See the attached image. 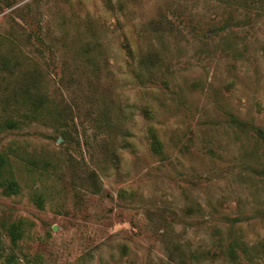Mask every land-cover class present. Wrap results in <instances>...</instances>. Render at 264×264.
Returning a JSON list of instances; mask_svg holds the SVG:
<instances>
[{
	"label": "rangeland",
	"instance_id": "1",
	"mask_svg": "<svg viewBox=\"0 0 264 264\" xmlns=\"http://www.w3.org/2000/svg\"><path fill=\"white\" fill-rule=\"evenodd\" d=\"M0 153L24 264H264V0H0Z\"/></svg>",
	"mask_w": 264,
	"mask_h": 264
},
{
	"label": "trees",
	"instance_id": "2",
	"mask_svg": "<svg viewBox=\"0 0 264 264\" xmlns=\"http://www.w3.org/2000/svg\"><path fill=\"white\" fill-rule=\"evenodd\" d=\"M129 53L133 55V49L129 46ZM161 59L157 54H154L152 57L144 56L142 57L138 62L137 66L138 69L142 72H148L150 76H155L154 69L159 66H161ZM9 127H11L13 124L9 123ZM153 129L152 133V148L156 153L163 154V143L162 140L157 133L155 128ZM9 165V159L7 156L3 153H0V187L3 189V192L7 195H14L19 194L21 192V186L18 180L13 177L11 174H7V166ZM5 230L10 236L11 243L14 246H17L20 239L23 237L25 233V227L23 220L15 221L7 226H5ZM4 257V261L2 264H24L18 256L13 253H5V246L3 239L0 236V258Z\"/></svg>",
	"mask_w": 264,
	"mask_h": 264
}]
</instances>
